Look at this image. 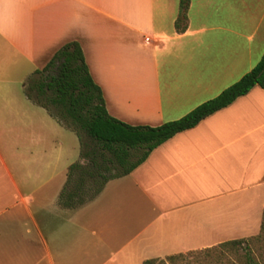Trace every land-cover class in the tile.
Masks as SVG:
<instances>
[{"label":"crops","instance_id":"crops-1","mask_svg":"<svg viewBox=\"0 0 264 264\" xmlns=\"http://www.w3.org/2000/svg\"><path fill=\"white\" fill-rule=\"evenodd\" d=\"M179 2L0 0V140L55 142L28 149L32 166L9 168L0 155L7 179L0 182V264H142L259 235L258 86L155 148L93 200L73 208L60 202L80 154L63 158L57 132L72 131L30 101L24 84L63 45H80L112 118L150 127L216 97L264 55V0H189L181 33ZM16 109L19 119L10 112Z\"/></svg>","mask_w":264,"mask_h":264},{"label":"trees","instance_id":"trees-1","mask_svg":"<svg viewBox=\"0 0 264 264\" xmlns=\"http://www.w3.org/2000/svg\"><path fill=\"white\" fill-rule=\"evenodd\" d=\"M189 0H180L175 21L177 32L186 29ZM25 95L44 108L62 126L72 130L80 144V161L68 168L59 199L67 207L93 200L111 179L130 174L149 154L174 135L195 127L213 113L258 86L264 91V55L257 65L216 97L203 102L180 119L156 127L131 126L106 111L100 88L92 80L81 47L63 45L41 70L28 77ZM114 173L106 177L105 173ZM92 182L93 186H88ZM95 186V187H94ZM264 229V214L261 231ZM260 231V232H261ZM247 239L228 241L219 248L239 246ZM178 256H169L168 259ZM160 259L145 260L155 264Z\"/></svg>","mask_w":264,"mask_h":264},{"label":"rangeland","instance_id":"rangeland-1","mask_svg":"<svg viewBox=\"0 0 264 264\" xmlns=\"http://www.w3.org/2000/svg\"><path fill=\"white\" fill-rule=\"evenodd\" d=\"M28 79L25 84L27 86ZM36 109V108H34ZM36 111V110H34ZM4 112V111H2ZM13 113L14 119L21 118L22 111L16 109L15 111H10ZM43 113V112H38ZM44 115V114H43ZM35 117V115H33ZM17 127V126H16ZM72 131V130H71ZM58 137L61 140L60 151L63 158L67 156L66 159L72 158L76 161L80 154V144L77 135L72 131H61L57 132ZM13 136V135H12ZM5 140H0V155L4 158L6 164L9 168H16L20 166H32L34 165V158L29 155L28 149L39 150L43 147L53 148L54 138L46 136L44 141L41 143H36L30 141L29 139L13 137ZM24 137V136H23ZM38 145V146H37ZM49 162V160H48ZM14 178L19 175L15 170H11ZM114 173L113 169L105 173L108 177ZM4 171L2 170L0 163V182H6ZM88 186H93V183H88ZM95 187V186H94ZM224 263H241V264H264V229L259 233V235L248 238L243 244L239 246H230L222 249H212L206 250L200 253L194 254H184L173 257L172 259L157 260L155 264H224Z\"/></svg>","mask_w":264,"mask_h":264}]
</instances>
